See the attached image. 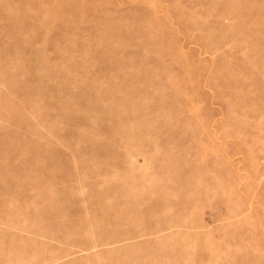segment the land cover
<instances>
[{"label":"rangeland","instance_id":"374dc122","mask_svg":"<svg viewBox=\"0 0 264 264\" xmlns=\"http://www.w3.org/2000/svg\"><path fill=\"white\" fill-rule=\"evenodd\" d=\"M0 264H264V0H0Z\"/></svg>","mask_w":264,"mask_h":264}]
</instances>
